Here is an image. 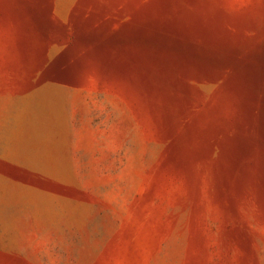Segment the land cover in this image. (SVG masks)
Instances as JSON below:
<instances>
[{
	"label": "rangeland",
	"instance_id": "rangeland-1",
	"mask_svg": "<svg viewBox=\"0 0 264 264\" xmlns=\"http://www.w3.org/2000/svg\"><path fill=\"white\" fill-rule=\"evenodd\" d=\"M0 264H264V0H0Z\"/></svg>",
	"mask_w": 264,
	"mask_h": 264
}]
</instances>
